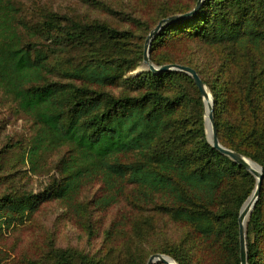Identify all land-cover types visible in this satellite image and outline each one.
Returning <instances> with one entry per match:
<instances>
[{"label":"trees","instance_id":"obj_1","mask_svg":"<svg viewBox=\"0 0 264 264\" xmlns=\"http://www.w3.org/2000/svg\"><path fill=\"white\" fill-rule=\"evenodd\" d=\"M198 1L136 0L114 11L92 0L118 18L111 23L50 8L33 16L0 0V90L35 129L19 160L36 174L53 156L56 172L38 194L0 191V236L59 202L92 240L95 212L123 204L99 253L51 242L12 264H147L159 253L178 264H241L239 217L256 178L209 143L204 100L189 75L132 74L151 31ZM150 59L194 69L213 96L221 144L262 167L246 231L248 264H264V0H204L155 36ZM92 188L96 195L85 198ZM10 258L0 247V264Z\"/></svg>","mask_w":264,"mask_h":264},{"label":"rangeland","instance_id":"obj_2","mask_svg":"<svg viewBox=\"0 0 264 264\" xmlns=\"http://www.w3.org/2000/svg\"><path fill=\"white\" fill-rule=\"evenodd\" d=\"M92 0H13L22 9L29 10L33 16L45 8L53 9L60 14L78 19H102L111 23H118V18L91 5ZM105 3L114 11L128 9L136 0H98ZM132 1V2H131ZM135 73V72H134ZM132 73V74H134ZM15 104L0 90V191L12 190L13 192L30 191L38 194L42 192L52 180L54 157L41 162L37 173H33L31 165H26L19 160L27 141L34 132L31 119L16 112ZM21 143V146H15ZM10 145V146H9ZM98 188L86 190L85 198L96 195ZM87 200L85 199V203ZM123 205V204H122ZM109 212L96 211L94 215L95 228L99 234L92 240L88 239L80 219L75 213L59 202L43 203L35 215L24 224H15L12 227L4 226L0 236V247L4 252H9L11 258L7 264L26 256L37 257L46 244L55 243L56 247L76 248L90 253H99L102 249L101 236L110 222L120 212L122 206ZM178 228L169 226L168 240L175 239ZM156 242V241H155ZM157 244L165 243L159 239ZM160 254V253H159Z\"/></svg>","mask_w":264,"mask_h":264},{"label":"water","instance_id":"obj_3","mask_svg":"<svg viewBox=\"0 0 264 264\" xmlns=\"http://www.w3.org/2000/svg\"><path fill=\"white\" fill-rule=\"evenodd\" d=\"M204 0H199L196 8L191 11L190 13L180 15V16H174L170 17L168 19L162 20L156 27L151 31V33L148 35V38L146 40V45H145V52H144V61L142 66L134 73L138 74L139 72L142 71H151L153 73H158V72H164V71H177V72H183L189 75L195 82L196 86L199 88L201 95L204 100V105H205V126H206V134H207V139L209 143L216 149L218 150L222 155L228 157L231 159L234 163L239 165L240 167L245 168L248 170L257 180V185L256 188L253 192V195L248 199V201L245 203L243 206L240 217H239V233H240V259H241V264H248V243H247V231H246V225L245 222L247 219H249L251 213L253 212L257 201L259 199L260 193H261V187H262V180H263V169L261 166H259L257 163L253 162L252 160L244 157L243 155L234 152L226 147H224L218 136V131L216 128V123H215V118H214V100L213 96L210 93L209 89L203 82V80L200 78L198 73L186 66L182 65H166L162 67H157L155 66L151 59H150V47L153 39L155 36L165 27H167L170 24H173L175 22H178L180 20H184L186 18H189L193 16L201 7L202 3ZM211 98V103L208 105V102ZM208 125L211 126L212 129V135L210 136L209 130H208ZM247 161H251L254 163L256 166H258L261 170V172H257L254 169H252L249 166V163ZM178 264L174 259H172L169 256L162 255V254H156L150 257L148 260L147 264Z\"/></svg>","mask_w":264,"mask_h":264},{"label":"bare ground","instance_id":"obj_4","mask_svg":"<svg viewBox=\"0 0 264 264\" xmlns=\"http://www.w3.org/2000/svg\"><path fill=\"white\" fill-rule=\"evenodd\" d=\"M211 103V98H210V100H209V102H208V105ZM208 130H209V134H210V136L212 135V129H211V126L210 125H208ZM248 163H249V166L252 168V169H254L255 171H257V172H261V170H260V168L258 167V166H256L254 163H252L251 161H247ZM247 221H248V219L246 220V222H245V225L247 224ZM247 226V225H246Z\"/></svg>","mask_w":264,"mask_h":264}]
</instances>
